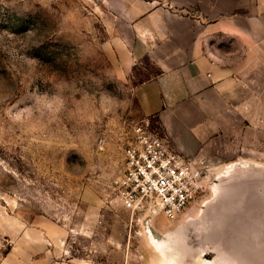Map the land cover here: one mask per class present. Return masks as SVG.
I'll use <instances>...</instances> for the list:
<instances>
[{
	"label": "rangeland",
	"instance_id": "374dc122",
	"mask_svg": "<svg viewBox=\"0 0 264 264\" xmlns=\"http://www.w3.org/2000/svg\"><path fill=\"white\" fill-rule=\"evenodd\" d=\"M149 2L176 8L0 0V260L264 264V151L211 154L177 220L118 200L125 150L140 131L163 137L135 95L156 69L125 71L115 46L122 14Z\"/></svg>",
	"mask_w": 264,
	"mask_h": 264
},
{
	"label": "crops",
	"instance_id": "0c3cea01",
	"mask_svg": "<svg viewBox=\"0 0 264 264\" xmlns=\"http://www.w3.org/2000/svg\"><path fill=\"white\" fill-rule=\"evenodd\" d=\"M175 1L132 6L114 33L125 71L143 60L156 69L135 88L141 113L196 166L214 153H263L264 0Z\"/></svg>",
	"mask_w": 264,
	"mask_h": 264
},
{
	"label": "built area",
	"instance_id": "2783aa9c",
	"mask_svg": "<svg viewBox=\"0 0 264 264\" xmlns=\"http://www.w3.org/2000/svg\"><path fill=\"white\" fill-rule=\"evenodd\" d=\"M199 178L194 161L178 153L167 139L140 131L125 150L115 185L120 204L132 214L177 220L196 198Z\"/></svg>",
	"mask_w": 264,
	"mask_h": 264
}]
</instances>
